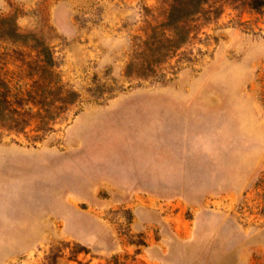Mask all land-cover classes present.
Masks as SVG:
<instances>
[{"label":"rangeland","instance_id":"1","mask_svg":"<svg viewBox=\"0 0 264 264\" xmlns=\"http://www.w3.org/2000/svg\"><path fill=\"white\" fill-rule=\"evenodd\" d=\"M176 4L0 0V264H264V6Z\"/></svg>","mask_w":264,"mask_h":264},{"label":"trees","instance_id":"2","mask_svg":"<svg viewBox=\"0 0 264 264\" xmlns=\"http://www.w3.org/2000/svg\"><path fill=\"white\" fill-rule=\"evenodd\" d=\"M189 3L191 7L185 8V3ZM176 5L171 9V12L168 17V22L165 24V27H169L173 30L175 38L168 40V45L165 49L172 51L175 48L181 47L183 44L187 43L191 36L190 24L191 19L196 13L199 12L200 5L202 0H177ZM252 4L256 8L264 6V0H252ZM0 28L3 29V35L7 37L17 38L19 33L16 31L12 21L3 19L0 20ZM152 62L146 68L152 69ZM44 65L50 66L51 63L49 60L44 61ZM23 110L21 107L16 105L14 101L8 97L6 92L0 87V120H12L13 126L22 127L26 123V119L22 117Z\"/></svg>","mask_w":264,"mask_h":264}]
</instances>
